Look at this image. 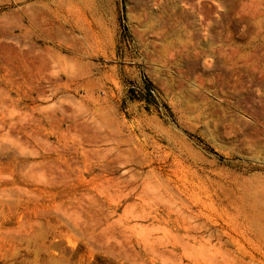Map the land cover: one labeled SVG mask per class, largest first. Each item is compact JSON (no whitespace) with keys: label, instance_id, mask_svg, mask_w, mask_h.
Returning <instances> with one entry per match:
<instances>
[{"label":"rangeland","instance_id":"obj_1","mask_svg":"<svg viewBox=\"0 0 264 264\" xmlns=\"http://www.w3.org/2000/svg\"><path fill=\"white\" fill-rule=\"evenodd\" d=\"M259 177L264 0H0V264H256Z\"/></svg>","mask_w":264,"mask_h":264},{"label":"bare ground","instance_id":"obj_2","mask_svg":"<svg viewBox=\"0 0 264 264\" xmlns=\"http://www.w3.org/2000/svg\"><path fill=\"white\" fill-rule=\"evenodd\" d=\"M60 1V0H59ZM63 4V3H62ZM179 14V13H178ZM177 14V15H178ZM169 16V21H166L164 24H165V27L167 28V27H169L171 24V21L173 20V18H175V16H176V12H174V11H171L170 12V14L168 15ZM180 17V16H179ZM167 19V20H168ZM171 27H172V25H171ZM35 34H37V33H35ZM34 34V35H35ZM44 34H45V32H44ZM33 35V36H34ZM46 35V34H45ZM44 39V38H43ZM35 40V39H34ZM40 41V40H39ZM36 42V41H35ZM41 42V41H40ZM38 44V43H37ZM92 45V44H91ZM79 50V49H78ZM89 50V49H88ZM81 54V53H80ZM91 54V53H90ZM91 56V55H90ZM78 66V65H77ZM160 162V161H159ZM127 163V162H126ZM160 168V167H159ZM158 168V169H159ZM133 176V175H132ZM161 176V175H160ZM163 176V175H162ZM169 181V180H168ZM254 181H255V183H256V189L255 190H253V191H240V193H241V197L238 199V201L239 202H237L236 201V199H234V200H231V199H226V203H225V205L226 206H230V207H233L234 208V213L233 214H226V219L229 221V223L230 224H233V225H238V224H241V225H243L244 227H245V231H246V233H247V235L248 236H251L254 240H255V242L257 243V246H258V248L257 247H255L254 246V244L252 243V241H250L249 239H247L246 238V236H244V233H242V232H240V231H238L237 229L235 230V234L234 235H236V236H240L243 240H245V242H246V244L251 248V250L252 251H256V256H253V255H249L250 256V259L251 260H253V261H255L256 262V264H264V178H262V177H259L258 179H254ZM254 181H251V182H254ZM162 182V181H161ZM182 186V185H181ZM197 187V186H196ZM170 188V187H169ZM230 189V188H229ZM199 190V189H198ZM177 191V190H176ZM206 191V190H205ZM208 191V190H207ZM172 192H173V190H172ZM182 192V191H181ZM140 193V192H139ZM179 194V193H178ZM191 194V193H190ZM192 195H194V194H192ZM176 196H177V194H176ZM214 196V195H213ZM179 197V196H178ZM202 197V196H201ZM209 195L208 194H205L204 195V198H207V200L209 199ZM185 198V197H184ZM157 199V198H156ZM173 199H174V197H173ZM154 201V200H153ZM156 201V200H155ZM155 201H154V204H155ZM181 201V200H180ZM186 201V200H185ZM185 201L183 202L184 204H185ZM198 201V200H197ZM209 201V200H208ZM223 199H219V203L221 204V203H223ZM188 202V201H187ZM186 202V203H187ZM179 203V202H178ZM205 204H203L202 203V205L204 206L203 208H206L207 207V205H208V203H206V202H204ZM164 205H165V202H164ZM191 205V204H190ZM162 206V205H161ZM168 208H170L171 209V207L169 206V203H168ZM150 207V206H149ZM223 207V206H222ZM165 210V209H164ZM172 210H173V208H172ZM175 210V209H174ZM186 211H187V209H186ZM190 211V210H189ZM194 211V210H193ZM192 211V212H193ZM175 212H176V210H175ZM165 213V212H164ZM163 213V214H164ZM161 214H162V212H161ZM193 214V213H192ZM216 214V213H215ZM165 215V214H164ZM171 215H173V214H171ZM160 216H158V218H159ZM164 217H166V216H164ZM181 217H182V215H181ZM180 217V218H181ZM191 217V216H190ZM193 217V216H192ZM182 218H184V216L182 217ZM187 218V217H186ZM204 218V217H203ZM171 219V218H170ZM194 220H195V218H193ZM181 220V219H180ZM189 220V219H188ZM182 221V220H181ZM184 221H185V219H184ZM183 222V221H182ZM200 223V222H199ZM222 223V222H221ZM218 224V223H217ZM223 224V223H222ZM155 225V224H154ZM167 225V224H166ZM178 225V224H177ZM192 225H193V223H192ZM202 225H203V223H202ZM201 225V226H202ZM225 225V224H224ZM180 227H182V226H180ZM204 227H206L207 228V224L204 226ZM203 227V228H204ZM187 228V227H186ZM188 228H190L189 226H188ZM187 228V229H188ZM193 228H194V225H193ZM222 228V227H221ZM201 229V228H200ZM205 229V228H204ZM215 229V228H214ZM181 230H183V227H182V229ZM206 230V229H205ZM209 230V229H208ZM171 230H169V231H167L168 233L170 232ZM192 231V230H191ZM194 231H196L195 229H194ZM218 231V230H217ZM244 231V232H245ZM183 232H184V230H183ZM163 233V232H162ZM208 233H210V232H208ZM207 233V234H208ZM181 234V233H180ZM207 234L205 235L206 237H207ZM217 234V233H216ZM174 235V234H173ZM186 235V234H185ZM191 235V234H190ZM193 235V234H192ZM197 235H199V234H197ZM212 235V234H211ZM218 235V234H217ZM175 236V235H174ZM181 236H183L182 234H181ZM186 236H188V235H186ZM195 236V235H194ZM203 236V235H202ZM191 237V236H190ZM239 237V238H240ZM155 238H157V237H155ZM207 238H210L209 236L207 237ZM217 238H218V236H217ZM217 238L215 239V240H217ZM154 239V238H153ZM204 239H206V238H204ZM163 240V239H162ZM167 240V239H166ZM207 240H209V239H207ZM207 240H205V241H207ZM214 240V241H215ZM218 240H220L219 238H218ZM242 240V241H243ZM155 241V240H154ZM157 241V240H156ZM172 241V240H171ZM178 241H179V239H178ZM202 241H203V239H202ZM148 242V241H147ZM185 242V241H184ZM183 242V243H184ZM204 242V241H203ZM223 241H221V243H222ZM235 242V241H234ZM161 243V242H160ZM179 243V242H178ZM186 243V242H185ZM206 243V242H205ZM213 243H215V242H211V244H213ZM220 243V244H221ZM224 243V242H223ZM162 244V243H161ZM201 244V243H200ZM207 244V243H206ZM210 244V245H211ZM245 244V245H246ZM181 244H179L178 246H180ZM209 245V244H208ZM229 245V244H228ZM158 246V245H157ZM168 246H170V245H168ZM177 246V247H178ZM204 246V245H203ZM212 247L214 246V245H211ZM151 247V246H150ZM176 247V248H177ZM185 247V246H184ZM192 248H193V246H191ZM201 247H202V245H201ZM209 247V246H208ZM207 247V248H208ZM215 247V246H214ZM214 247H213V249H214ZM219 247V246H218ZM223 247V246H222ZM233 247H235V246H233ZM166 248V247H165ZM181 248V252L180 253H182V247H180ZM188 248V247H187ZM200 248V247H199ZM216 248V247H215ZM150 249V248H149ZM194 249V248H193ZM223 249V248H222ZM238 251L240 252V247L238 246ZM173 250V249H172ZM183 250H185V249H183ZM211 250V249H210ZM157 251V250H156ZM166 251V250H165ZM176 251H179V249L178 250H176ZM175 251V252H176ZM186 251V250H185ZM200 251V250H199ZM203 252H204V249L202 250ZM207 251V250H206ZM223 250H221V253L220 254H223V252H222ZM251 251V252H252ZM174 252V253H175ZM232 252V251H231ZM167 253V252H166ZM180 253H178V254H180ZM184 253V252H183ZM224 253H225V251H224ZM188 254H189V251H188ZM191 254V253H190ZM189 254V255H190ZM232 253H230V255H231ZM253 254V253H252ZM185 255V254H184ZM187 255V254H186ZM189 255H188V257H189ZM199 255V254H198ZM205 255V254H204ZM204 255H201V256H204ZM207 255V254H206ZM233 255V254H232ZM208 256V255H207ZM212 256V255H211ZM172 257V256H171ZM184 257V256H183ZM221 257V256H220ZM231 256H229V258H230ZM248 257V256H247ZM212 258V257H211ZM217 258V257H216ZM183 259H185V258H183ZM189 259V258H188ZM187 259V260H188ZM192 259V258H191ZM201 259V258H200ZM204 259V261L206 262V263H208V264H219L220 262H221V260H218V261H220V262H218L215 258L214 259H210V258H203ZM246 260V259H245ZM201 261H202V259H201ZM247 261V260H246ZM180 262V261H179ZM182 262V261H181ZM197 262V261H196ZM196 262H194L193 261V264H196ZM225 262V261H224ZM191 263V262H190ZM202 263V262H201Z\"/></svg>","mask_w":264,"mask_h":264}]
</instances>
